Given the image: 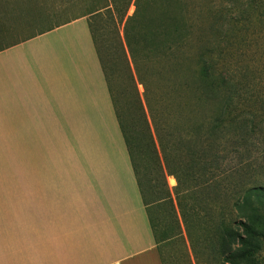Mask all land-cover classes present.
<instances>
[{
	"label": "crops",
	"instance_id": "obj_1",
	"mask_svg": "<svg viewBox=\"0 0 264 264\" xmlns=\"http://www.w3.org/2000/svg\"><path fill=\"white\" fill-rule=\"evenodd\" d=\"M0 264H165L87 18L0 51ZM39 154V155H38Z\"/></svg>",
	"mask_w": 264,
	"mask_h": 264
},
{
	"label": "rangeland",
	"instance_id": "obj_2",
	"mask_svg": "<svg viewBox=\"0 0 264 264\" xmlns=\"http://www.w3.org/2000/svg\"><path fill=\"white\" fill-rule=\"evenodd\" d=\"M134 1L127 9L124 21L119 24V30L107 13L102 19L93 21L97 25L96 34L101 54L112 73V84L121 118L124 121L132 120L137 123L139 130L145 129V125L134 103L131 82L125 68V58L117 42L119 38L122 39L126 57L131 61L124 28L127 17L132 16L136 10ZM196 1L205 3L208 0ZM62 2L64 0H0V49L77 18L83 17L89 21V16H83L86 9L81 2L60 7L59 4ZM119 2H122V7L118 4L120 10L115 12L116 20L121 16L120 12H123L124 2L123 0ZM55 7L60 8L55 9ZM39 8L45 11L40 12ZM127 27L130 39L138 52L137 57L140 58L139 68L147 86L151 112L144 99L145 87L136 80L138 92L143 100L160 163L165 172V179L157 174L147 133L143 131L147 154L144 160L145 171L147 168V195L149 202L153 203L150 208L153 209L160 234L167 231L168 235L172 236L162 243L165 264H229L225 260V255L217 250V246L215 247L213 237L210 235L212 231L207 236V241L196 239L197 254H194L178 208V218L184 237L176 235L179 229L171 203L160 201L154 204V200L163 192L166 183L176 206L175 190L178 184L176 176L181 175L185 180L184 169L193 172V179L195 176H200L198 181L192 182L193 185L204 182L208 176L211 178L216 173L219 175L225 196H228L226 212H232L233 217H240L233 205L239 190L264 186V22L260 24V20L257 19L249 28L243 26L239 31L221 37L217 41L218 47L213 48L217 57L218 72L222 71L230 75L240 88V96L228 108L219 131L208 136L192 131L194 124L200 117L207 115V111L197 106L196 96L193 93H182L180 86L187 81L195 86L199 81V76L193 72V67L197 65L195 55L191 60L184 61L182 71L174 75L170 70L172 59L169 61L157 55L160 52L157 50L154 36L156 30H164L160 22L142 16L130 20ZM208 36L213 40L214 36ZM208 36H205V39ZM201 38V34L195 33L192 41L184 45L185 51L182 53H185V56L195 54ZM131 69L136 77L132 62ZM155 124L159 132L154 128ZM16 152L13 147L0 148V195H6L7 199L9 195L20 194L21 191L29 189L27 183L22 184L18 181V177L16 178L18 173L35 172L39 169L38 165L16 164ZM246 163L249 164V169H240V166ZM171 178L176 179L174 185L170 182ZM198 189L200 187H194V190ZM222 205L226 206V204ZM218 207L212 195L207 196L206 203L198 209L202 212L203 210L212 212ZM205 220L209 222V217ZM197 226L198 228L194 229L195 238H198L197 229L201 228L200 225ZM235 229L246 237V231L242 227L235 225ZM240 264H264V245L255 259H248Z\"/></svg>",
	"mask_w": 264,
	"mask_h": 264
},
{
	"label": "trees",
	"instance_id": "obj_3",
	"mask_svg": "<svg viewBox=\"0 0 264 264\" xmlns=\"http://www.w3.org/2000/svg\"><path fill=\"white\" fill-rule=\"evenodd\" d=\"M119 1L120 0H64L59 6H72L81 2L86 9L83 16L90 17L88 21L90 30L94 38L100 62L104 69L120 126L128 146L156 242L159 245L165 263L162 243L166 238L172 236L170 234L168 235L167 231H163V233L160 234L158 224L155 222L156 218L153 215V209L150 208V205L153 203L149 202L147 195V168L145 171L144 166V160L147 157V154L145 152L146 140H144V132L147 133L146 137L152 150V153H150L153 156L157 174L159 177L165 179V172L160 163L155 139L153 138L151 131V124L147 119V112L143 100L138 92L136 80L145 87V92L147 86L139 68L140 58L137 57L138 52L134 48V44L130 39L127 23L130 20H135L142 16H146L154 22H160L161 27H163L164 30H156L154 36L157 50L160 52L157 53V55L159 54L161 58L164 57L169 61L172 59L170 70L173 74L181 72L183 62L191 60L192 56L195 55L197 65L193 67V72L197 73L199 81L196 82L195 86L188 81L180 86L182 93H193V95L196 96L197 106L200 109L207 111V115L200 117L196 124H194L192 131L207 136L214 135L219 131L228 108L233 104L235 99L240 96V88L237 83L231 79L229 74L223 73L222 71L218 72L219 70L216 63L217 57L215 56V50H213V48L218 47L217 41L221 37L237 32L242 29L243 26L249 28L253 25L254 21H257V19L260 20V24L264 22V0H208L205 3H200L196 0L134 1L136 10L132 16L127 17L124 28L125 41L131 54V61L126 57V49L122 39L119 38L117 42L120 46L121 54H123L125 58V68L131 82L134 103L139 109V115L145 125V129H139L142 133L137 130V123L132 120L129 122L124 121L121 118L118 102L114 94L112 73L107 68L106 61L101 54L96 34L97 25L94 21L96 19H102V16L106 15V13L113 19V24L116 29L119 30V24L124 21L127 16V9L133 0H123V12H120L122 14L119 16V19L116 20L114 18L115 12L120 10L119 5L122 4V2ZM60 7H55V9H59ZM39 11L44 12L45 9L39 8ZM196 16L197 18H195ZM258 16L261 17L259 18ZM55 27L47 29L41 33ZM195 33L201 34L203 39L201 38L199 40V45L195 54H186L185 56V53H182L185 51L184 45L186 42L192 41ZM208 35L214 36L213 40L210 39V36ZM205 36L208 37L205 39ZM18 43L1 48L0 51ZM175 56L177 57L175 58ZM175 61L176 63H173ZM131 62L134 65L136 77L131 69ZM144 99L151 112L152 110L147 92L144 95ZM154 128L159 132L157 124H155ZM249 167V164L246 163L242 164L240 169L245 170L249 169ZM183 173L186 175L185 180L181 175L176 176L178 181L175 190L177 207L171 198L166 183L163 192H161L160 195H157L154 200V204H157L160 201H169L171 203L173 215L178 223L177 228L179 229L176 235L184 237L178 218V208V212L186 229L194 254H197V252H195L196 239L205 242L207 241V236L212 231L213 233L210 235L213 237L215 247L217 246V250L225 255L227 263L240 264L245 260L255 259L259 254V250L264 245V186H253L245 190H239L237 200L233 205L236 207V212L240 217H233L232 212H226V209L228 208V196L226 197L223 192L224 189L219 179V175L214 173V176L211 178L208 176L204 182H198L193 185L192 182L194 180L198 181L200 176H195L193 179V172L189 171V169H184ZM195 186L200 187V189L194 190ZM212 195H214L215 203L219 205L217 210L205 212L201 208L203 212L200 211L198 207H202V205L206 203V197ZM222 204H226V206ZM207 217H209V222H206L205 220ZM197 225H200L201 228L197 229L198 238H195L196 233L194 229H196V227L198 228ZM235 225L240 228L242 227L243 230L246 231V237H243L242 234L235 229ZM173 230L174 229H171V231ZM235 244L237 245L236 247ZM244 246H247V248H243Z\"/></svg>",
	"mask_w": 264,
	"mask_h": 264
},
{
	"label": "bare ground",
	"instance_id": "obj_4",
	"mask_svg": "<svg viewBox=\"0 0 264 264\" xmlns=\"http://www.w3.org/2000/svg\"><path fill=\"white\" fill-rule=\"evenodd\" d=\"M170 182H171V184H173V185H174V184L176 183V179H174V178H171V179H170Z\"/></svg>",
	"mask_w": 264,
	"mask_h": 264
}]
</instances>
